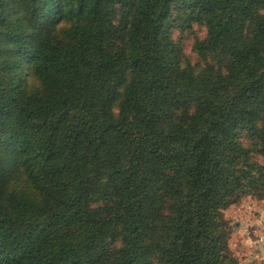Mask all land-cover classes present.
<instances>
[{"label":"trees","instance_id":"16d2710c","mask_svg":"<svg viewBox=\"0 0 264 264\" xmlns=\"http://www.w3.org/2000/svg\"><path fill=\"white\" fill-rule=\"evenodd\" d=\"M175 7L205 27L199 71ZM244 192L264 0H0V264H227Z\"/></svg>","mask_w":264,"mask_h":264},{"label":"rangeland","instance_id":"374dc122","mask_svg":"<svg viewBox=\"0 0 264 264\" xmlns=\"http://www.w3.org/2000/svg\"><path fill=\"white\" fill-rule=\"evenodd\" d=\"M171 18L172 39L182 45L183 64H189L195 71H199L204 62L194 46L205 37V27L197 21H192L187 27L183 26L179 7L172 9ZM239 139L245 147H250L246 131L240 133ZM250 154L254 162L263 165L262 156L256 149L253 148ZM221 214L227 228L226 249L232 259L227 264H264V194L241 193Z\"/></svg>","mask_w":264,"mask_h":264}]
</instances>
